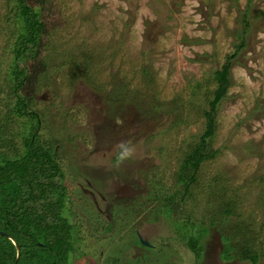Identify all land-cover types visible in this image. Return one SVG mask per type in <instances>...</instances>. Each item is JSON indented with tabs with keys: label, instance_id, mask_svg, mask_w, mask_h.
<instances>
[{
	"label": "rangeland",
	"instance_id": "rangeland-1",
	"mask_svg": "<svg viewBox=\"0 0 264 264\" xmlns=\"http://www.w3.org/2000/svg\"><path fill=\"white\" fill-rule=\"evenodd\" d=\"M46 3L38 58L19 62L30 77L13 92L8 68L21 24L15 0H0V155L25 151L28 117L14 109L23 99L65 171L83 238L73 264H252L236 250V259L224 260V235L235 222L253 224L245 241L253 239L264 264V0ZM244 21L250 29L240 47ZM228 60L230 87L209 139L218 153L197 171L184 168L206 130L214 73ZM125 148L131 154L120 159ZM213 192L237 207L226 225ZM173 201L176 219L164 212ZM186 219L209 227L198 262L177 229Z\"/></svg>",
	"mask_w": 264,
	"mask_h": 264
},
{
	"label": "trees",
	"instance_id": "trees-1",
	"mask_svg": "<svg viewBox=\"0 0 264 264\" xmlns=\"http://www.w3.org/2000/svg\"><path fill=\"white\" fill-rule=\"evenodd\" d=\"M46 2L47 0H15L16 6L12 11L16 14L15 23L21 26L17 45L14 47L12 65L8 68L10 79L7 78V82L14 80L11 89L13 92L22 88L30 77L28 64L24 69H20L19 62L38 58L46 29L44 18L48 4ZM244 24L246 31L240 36L243 39L240 47L246 45L244 36L250 29L248 21H244ZM229 60L214 73L218 86L210 103L211 108L205 112L206 130L182 164L184 168L197 171L203 162L214 158L218 153L210 148L209 139L215 133L217 108L229 91L232 67ZM70 64L78 66L80 62ZM85 69L86 72L79 71L80 78L88 76L89 70L87 67ZM77 78L79 76L73 77V80ZM4 92V89L0 90V94ZM26 108L23 99L16 101L14 109L20 116L19 119L28 117L26 125L29 134L24 141L25 151L16 156L0 155V231H4L12 238L11 240L0 236V264L16 263L18 249L14 242L17 243L21 253L17 264H73L80 255L76 244L83 238L78 222L74 223L71 219L72 216L75 218L76 214L72 213L68 206L70 197L67 185L64 183L65 171L54 155L56 147L50 143H43L39 137L42 119L37 113L27 111ZM30 124L31 128H29ZM194 178L193 176L192 181ZM209 188L213 190L217 187L215 184L209 185ZM188 191L187 189L186 193ZM214 196L213 202L219 200L222 205L216 209V213L226 225L236 214L237 207L226 195L219 193ZM172 199L173 197L168 198L169 201ZM164 212L176 219L177 217L172 213L175 212L177 215L179 207L174 201L169 202ZM210 219V224L215 227L217 224L215 218ZM177 221L175 224L178 226V231L181 229L180 238L187 240L188 248L196 255L197 262L200 261L205 249L203 240L209 233V227L204 225L206 224L204 222L196 224L189 219ZM252 225L248 224L243 228L235 222L230 224L229 228L226 226L228 235L227 237L224 235L225 261L236 259L238 256L233 255L236 250L239 251L237 255H241L244 260L252 264L259 263L261 256L253 252V247L248 244L253 239L245 241V234ZM4 240L6 242H3Z\"/></svg>",
	"mask_w": 264,
	"mask_h": 264
},
{
	"label": "water",
	"instance_id": "water-1",
	"mask_svg": "<svg viewBox=\"0 0 264 264\" xmlns=\"http://www.w3.org/2000/svg\"><path fill=\"white\" fill-rule=\"evenodd\" d=\"M0 236H6V237H8V238H10V239L12 240V238H11L8 234H6V233H4V232H0ZM138 237H139V239H140V243H141V244H145V245L148 244V243L142 238V236H140L139 234H138ZM14 244L16 245V247H17V249H18L17 260H19V259H20V256H21V253H20V250H19V247H18L17 243L14 242ZM17 262H18V261H16L15 264H17Z\"/></svg>",
	"mask_w": 264,
	"mask_h": 264
},
{
	"label": "clouds",
	"instance_id": "clouds-1",
	"mask_svg": "<svg viewBox=\"0 0 264 264\" xmlns=\"http://www.w3.org/2000/svg\"><path fill=\"white\" fill-rule=\"evenodd\" d=\"M131 154V149L125 148L123 153L120 156V159H123L124 157L128 156Z\"/></svg>",
	"mask_w": 264,
	"mask_h": 264
}]
</instances>
